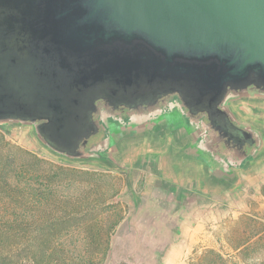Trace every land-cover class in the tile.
<instances>
[{
	"label": "water",
	"instance_id": "water-1",
	"mask_svg": "<svg viewBox=\"0 0 264 264\" xmlns=\"http://www.w3.org/2000/svg\"><path fill=\"white\" fill-rule=\"evenodd\" d=\"M250 86L264 94V0H0V127L31 129L67 161L116 169L98 151L117 146L120 160L146 143L113 131L82 150L100 100L154 108L177 93L222 131Z\"/></svg>",
	"mask_w": 264,
	"mask_h": 264
},
{
	"label": "rangeland",
	"instance_id": "rangeland-1",
	"mask_svg": "<svg viewBox=\"0 0 264 264\" xmlns=\"http://www.w3.org/2000/svg\"><path fill=\"white\" fill-rule=\"evenodd\" d=\"M0 134V153L12 151L15 165L28 168L33 185L48 187L57 199L45 203L44 212L32 209L27 240L37 261L195 264L213 249L230 262L245 264L231 246L247 240L248 263L264 260V249L252 236L264 227V157L239 175L236 184L208 190L196 181L183 184L166 169L162 172L161 160L172 159L151 155L166 152L156 143H144L132 155L127 151L118 160L120 167L112 169L57 157L29 128L0 127ZM12 207L16 205L0 197V211ZM40 220L45 226L42 235Z\"/></svg>",
	"mask_w": 264,
	"mask_h": 264
},
{
	"label": "flooded vegetation",
	"instance_id": "flooded-vegetation-1",
	"mask_svg": "<svg viewBox=\"0 0 264 264\" xmlns=\"http://www.w3.org/2000/svg\"><path fill=\"white\" fill-rule=\"evenodd\" d=\"M261 94L260 89L250 86L246 98L248 103L231 107L235 118L232 121L233 126L230 128L223 125L222 131L219 130L218 124L210 121L207 113H193L184 106L177 93L160 98L157 107L154 108L145 105L140 109L126 108L109 105L107 101L100 100L99 113L94 114V120L100 123L99 132L81 149L90 152L92 147H96L112 135L113 128L119 133L125 132L126 140L145 135L147 136L145 144L156 143L159 149L166 150L152 151L151 155L158 157L171 155L170 163L161 160L160 164L162 172L166 169V174L171 178L180 179L183 184L196 181L199 188L208 190L225 188L238 181L239 175L248 168H253L260 157V148L264 145V119L257 113L260 111L264 114V96H260ZM257 103L263 106L257 107ZM222 105L216 110L220 111ZM228 130L239 143L225 137ZM248 131H251L254 137L258 136V139L250 137ZM97 154L100 155L99 161L110 164H116L121 156L117 146L103 152L98 151ZM184 155L195 158H183ZM180 156L182 157L178 158Z\"/></svg>",
	"mask_w": 264,
	"mask_h": 264
},
{
	"label": "trees",
	"instance_id": "trees-1",
	"mask_svg": "<svg viewBox=\"0 0 264 264\" xmlns=\"http://www.w3.org/2000/svg\"><path fill=\"white\" fill-rule=\"evenodd\" d=\"M0 140H4V135L0 134ZM27 169L26 166L15 165L12 151L0 153V190H2L0 197L3 201L9 199V203L16 205V207L0 211V264H44L46 262L43 259L38 261L33 259V244L27 240V235L32 220V209L44 212L47 206L45 203H55L57 199L51 195L48 187L33 185V176L31 178L30 171ZM37 178L40 179V177ZM8 191L15 192L16 196L10 195ZM39 222L38 230L42 235L45 226L43 221ZM252 236L256 238V244L264 249V227L255 230ZM16 237H20L21 240L17 241ZM249 243L247 240L231 246L235 251H239V256L245 264H249L245 256ZM62 262L73 264L68 261ZM195 264L236 263L230 262L222 253L209 249L198 258ZM256 264H264V260H259Z\"/></svg>",
	"mask_w": 264,
	"mask_h": 264
},
{
	"label": "crops",
	"instance_id": "crops-1",
	"mask_svg": "<svg viewBox=\"0 0 264 264\" xmlns=\"http://www.w3.org/2000/svg\"><path fill=\"white\" fill-rule=\"evenodd\" d=\"M241 103H248V102H247V101H244V102H241ZM256 106H257V107H261V106H263V105H261L260 103H257ZM244 110L246 111V109H244ZM247 113H248V112H247ZM257 113H258V115H260V117L264 115V114H261L260 111H257ZM163 152H165V151H163Z\"/></svg>",
	"mask_w": 264,
	"mask_h": 264
}]
</instances>
